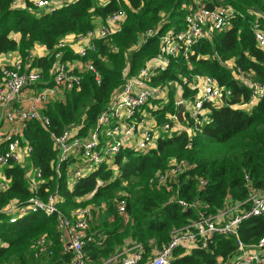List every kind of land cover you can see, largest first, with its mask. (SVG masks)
<instances>
[{
  "label": "trees",
  "instance_id": "1",
  "mask_svg": "<svg viewBox=\"0 0 264 264\" xmlns=\"http://www.w3.org/2000/svg\"><path fill=\"white\" fill-rule=\"evenodd\" d=\"M11 2L0 0V57L16 53L25 58L36 46H43L48 55L35 57L29 68L40 69L45 84L60 41L86 35L97 21L105 22L117 10L124 12L125 19L119 33L107 41H96V51L86 57L98 71L100 83L92 73H82L79 86L69 90L63 101L51 103L43 111L49 119L47 129L33 121L23 131L32 152L27 163L4 170L9 183L5 191H0V210L34 197L27 187V176L39 170L42 177L36 197L47 201L56 194L55 206L60 214L71 218L80 208L96 209L88 231L92 239L83 248L90 264H103L120 252L127 240L142 245L139 264H146L153 251L169 243L174 230L198 218L195 210L169 203L172 192L155 184V174L171 170L172 160L185 162L187 168L169 185L178 188L181 199L200 201V210L207 215L247 199L245 174L253 188L264 190V97L250 112L235 107L245 102L250 92L247 85L238 82L237 69L252 82L264 84V52L257 47L251 30L260 15L264 16V0H202L208 8L229 7L235 15L228 29L193 45L187 60L178 55L165 71L153 76L154 85L168 88L165 103L154 102L152 108H144L156 121L155 145L146 153L124 148L86 172L72 188L68 180L70 166L74 162L81 167L83 164L71 156L57 172L51 133L60 135L68 128L74 136L85 137L121 88L123 68L127 66L129 74L134 75L158 55L163 34L185 30L188 11L184 7L190 6L192 0H109L104 5L100 0H75L50 13L36 15L12 10ZM150 31H156V35L143 41ZM62 52L63 61L77 57L69 48ZM195 75L212 77L220 86L232 90L233 97L222 106L209 107L195 133L185 129L163 133L159 128L167 122L165 115L176 112L174 99L178 92L174 84L180 87L182 98L191 99L194 90L183 85L181 79ZM201 180L205 181L202 188ZM120 200L125 201L123 215L117 213L116 202ZM57 227V214L30 213L13 224L0 214V264H72L73 254L63 250ZM263 237L264 214L241 223L238 240L243 244L255 245ZM238 240L218 235L207 248L197 245L189 254L176 249L172 264H227L236 252Z\"/></svg>",
  "mask_w": 264,
  "mask_h": 264
},
{
  "label": "built area",
  "instance_id": "2",
  "mask_svg": "<svg viewBox=\"0 0 264 264\" xmlns=\"http://www.w3.org/2000/svg\"><path fill=\"white\" fill-rule=\"evenodd\" d=\"M75 0H12L11 9L32 14L50 13ZM109 0L106 1V4ZM102 4V3H101ZM105 4V2H104ZM103 4V5H104ZM185 16V30L176 32L169 30L160 38L159 53L149 59L134 75L129 74L126 66L121 71V88L114 94L107 108L97 117L95 127L85 137H76L67 128L60 135L51 133L54 149L57 153L56 171L61 164L73 156L79 158L83 166L72 163L68 171L69 186L72 188L86 172L93 167L114 158L124 148L146 153L155 145L156 121L144 108L153 107L154 102L167 101L168 88L154 85L152 78L155 74L165 71L172 59L180 55L188 59L190 48L202 39L210 37L214 32L229 28L235 12L224 6L208 8L202 0H192ZM251 26L257 47L264 52V16ZM125 14L121 10L113 12L105 22L95 24V28L86 35L73 41L79 44L74 51L76 58L62 60L63 49L69 48L71 42L64 39L58 43L54 54V63L50 70V79H45L40 69H30L34 59L33 54L21 58H10L0 65V191L7 189L9 179L4 170L11 165L27 163L32 148L23 138V131L30 122L38 121L47 129L49 119L43 115L47 105L65 99L66 93L80 84V75L90 72L97 84L100 76L93 62L87 59L90 52L96 51V41H107L119 33L124 22ZM156 35L150 31L144 37ZM237 80L250 89L248 99L235 105L245 112L259 103L264 97V84L252 82L240 70H236ZM183 85L194 90L191 99L179 95L180 87L174 84L176 93L174 105L176 112L166 114V121L160 130L163 133L180 132L185 129L189 134L195 133L205 120L206 112L211 106H222L233 97L232 90L220 86L212 77L195 75L191 79H181ZM187 108V113L184 112ZM182 111L183 122L177 121V111ZM185 122H188L186 127ZM190 148V145L187 146ZM169 171L158 172L154 181L159 189L171 191L168 202H175L182 209H193L197 219L190 221L181 229L171 233L169 243L160 250L152 252L150 261L146 264H172L174 250L185 252L199 245L201 248L210 246L215 236L235 237L238 240V230L244 220L264 214V190L253 188L250 177L245 174V187L248 190L247 199L240 203H231L212 215L201 211L200 201L187 202L180 198L178 188L173 189L170 182L186 170L185 162L172 160ZM41 171L33 170L27 176V187L34 197L24 203L13 202L0 210V214L8 217L9 223H15L19 218L30 213L42 212L46 215H58L59 240L63 250L73 254L72 264H90L83 250L85 244L91 241L88 237L93 212L91 207L76 210L71 218L60 214L56 209V194L47 201L36 197L41 183ZM205 186V181L199 182V187ZM117 213L125 214V201L116 202ZM102 212V211H101ZM40 248V251H43ZM143 258L142 245L127 240L122 250L103 264H139ZM227 264H264V237L255 245H245L237 241V249Z\"/></svg>",
  "mask_w": 264,
  "mask_h": 264
},
{
  "label": "crops",
  "instance_id": "3",
  "mask_svg": "<svg viewBox=\"0 0 264 264\" xmlns=\"http://www.w3.org/2000/svg\"><path fill=\"white\" fill-rule=\"evenodd\" d=\"M106 1L107 0H100V3L106 4ZM99 22H96V25L98 24ZM68 41L71 42V44L69 45V49L74 52L78 49L79 47V44L74 42L73 41V36H69L68 38ZM34 58H39V57H42V56H47L48 55V51L43 47V46H36L32 52ZM17 54L16 53H10V54H6V55H3L0 57V65L3 64L4 62L10 60V58H16ZM3 62V63H2ZM185 252V251H184ZM190 253V250L185 252V254H189Z\"/></svg>",
  "mask_w": 264,
  "mask_h": 264
},
{
  "label": "water",
  "instance_id": "4",
  "mask_svg": "<svg viewBox=\"0 0 264 264\" xmlns=\"http://www.w3.org/2000/svg\"><path fill=\"white\" fill-rule=\"evenodd\" d=\"M224 65V64H223ZM225 66V65H224ZM176 118H177V121L182 123L183 122V116H182V111L181 110H178L177 111V114H176ZM67 129V128H66ZM65 129V130H66Z\"/></svg>",
  "mask_w": 264,
  "mask_h": 264
},
{
  "label": "rangeland",
  "instance_id": "5",
  "mask_svg": "<svg viewBox=\"0 0 264 264\" xmlns=\"http://www.w3.org/2000/svg\"><path fill=\"white\" fill-rule=\"evenodd\" d=\"M14 38H17V36L13 35ZM184 112L187 113V108L184 107Z\"/></svg>",
  "mask_w": 264,
  "mask_h": 264
}]
</instances>
